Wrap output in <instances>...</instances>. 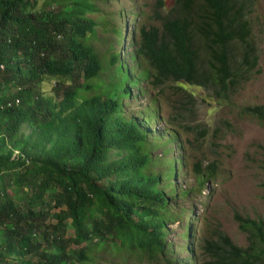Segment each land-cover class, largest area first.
<instances>
[{
    "label": "trees",
    "instance_id": "obj_1",
    "mask_svg": "<svg viewBox=\"0 0 264 264\" xmlns=\"http://www.w3.org/2000/svg\"><path fill=\"white\" fill-rule=\"evenodd\" d=\"M255 1L175 0L167 11L157 0L160 27L143 23L134 41L141 80L162 96L172 92L179 114L190 118L198 98L186 87L231 98L259 66L248 19ZM93 13L88 0H0V264H88L94 241L140 260L169 253L170 197L162 176L148 170L154 145L146 118H129L120 97L82 95L104 69L84 43L95 28L86 19ZM110 66L121 76L113 92L130 95L138 84L133 71L126 76L116 55ZM247 107L264 117V104ZM196 127L200 145L207 129ZM172 133L169 141L180 138ZM218 167L198 164L199 185L215 179ZM234 220L247 246L219 223L200 247L202 260L264 264V221L240 212ZM68 222L76 239L66 238ZM80 242L86 244L78 252H67Z\"/></svg>",
    "mask_w": 264,
    "mask_h": 264
},
{
    "label": "rangeland",
    "instance_id": "obj_2",
    "mask_svg": "<svg viewBox=\"0 0 264 264\" xmlns=\"http://www.w3.org/2000/svg\"><path fill=\"white\" fill-rule=\"evenodd\" d=\"M88 2L95 13L86 15V18L96 26L93 32L87 33L84 43L97 52L104 69L98 79L85 85L93 90L82 95L120 97L129 118H146L145 127L154 145L148 170L162 176L161 187L170 197L166 237L170 250L167 255L158 254V258L140 260L123 248L94 241L86 252V262L166 264L165 259H168L173 262L171 264H205L200 247L219 223L237 245L246 247V235L234 220L235 212L264 221V117L255 116L246 109L247 106L264 104V0H256L248 16L252 27L251 42L259 53V66L251 74V80L242 84L231 98L211 97L204 88L186 87L198 98L193 111L195 118H190L189 113L179 114L180 104L172 92L166 90L162 96L140 78L144 65L138 67L134 41L141 23L159 27L154 23L153 14L157 0ZM174 4L175 0H165V9L169 11ZM114 55L120 56L122 72L127 76L133 71L132 76L138 82L130 88L128 96L124 90L120 95L113 92V85L121 78L110 66ZM106 86L112 90L108 92ZM169 118H179V121L170 126L166 123ZM196 126L207 129L205 142H200L202 147L197 142L200 133ZM183 127H193L194 130ZM30 132L26 130L24 133L28 135ZM172 132L180 138L169 141L171 135L176 137ZM212 162L219 164L217 175L202 187L195 175L197 165L205 169ZM173 165L175 170H170ZM72 227L68 222L66 238L76 239ZM38 240L43 241L39 237ZM85 244H68L67 252L74 254Z\"/></svg>",
    "mask_w": 264,
    "mask_h": 264
},
{
    "label": "clouds",
    "instance_id": "obj_3",
    "mask_svg": "<svg viewBox=\"0 0 264 264\" xmlns=\"http://www.w3.org/2000/svg\"><path fill=\"white\" fill-rule=\"evenodd\" d=\"M164 2H165V0H164ZM89 15V14H88ZM141 16V14L139 13L138 14V17H140ZM87 19V18H86ZM88 20V19H87ZM89 22V21H88ZM90 24H92V22H89ZM155 24H159V23H156V22H154ZM94 24V23H93ZM142 24L143 23H141L140 24V26H139V29H140V27L142 26ZM145 24V23H144ZM147 25V24H146ZM96 26V25H95ZM148 27H156L155 25H147ZM159 27H160V24H159ZM120 63H121V61H120V56H119V65H120ZM213 163V162H212Z\"/></svg>",
    "mask_w": 264,
    "mask_h": 264
},
{
    "label": "bare ground",
    "instance_id": "obj_4",
    "mask_svg": "<svg viewBox=\"0 0 264 264\" xmlns=\"http://www.w3.org/2000/svg\"><path fill=\"white\" fill-rule=\"evenodd\" d=\"M116 182V181H115ZM94 191V190H93Z\"/></svg>",
    "mask_w": 264,
    "mask_h": 264
}]
</instances>
